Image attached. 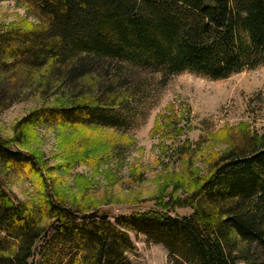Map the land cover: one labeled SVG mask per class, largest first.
<instances>
[{"label":"trees","instance_id":"1","mask_svg":"<svg viewBox=\"0 0 264 264\" xmlns=\"http://www.w3.org/2000/svg\"><path fill=\"white\" fill-rule=\"evenodd\" d=\"M0 1L36 21L0 31V110L33 84L65 99L30 111L20 122L28 130L124 126L134 70L159 73L164 84L181 73L223 80L264 64V0ZM0 166L40 174L34 155L2 138ZM190 187L112 223L54 189L19 201L0 177V264H122L133 246L128 232L162 246L167 264H264V133L241 132ZM169 207L191 214L171 216Z\"/></svg>","mask_w":264,"mask_h":264},{"label":"rangeland","instance_id":"2","mask_svg":"<svg viewBox=\"0 0 264 264\" xmlns=\"http://www.w3.org/2000/svg\"><path fill=\"white\" fill-rule=\"evenodd\" d=\"M23 25H36L26 8L0 1V31ZM133 73L130 82L138 87L129 86L134 97L120 128L28 130L20 122L30 111L65 101L53 88L38 90L34 84L22 92L23 100L0 110V138L34 155L40 169L39 175L23 178L0 166L9 193L36 202L54 189L79 212L105 213L113 223L119 215L160 209L171 198H183L193 179L204 176L211 160L241 132L264 133V64L217 81L181 73L163 84L159 73ZM168 209L171 216L191 214L189 208ZM128 236L133 246L122 264H167L162 246L144 235Z\"/></svg>","mask_w":264,"mask_h":264}]
</instances>
